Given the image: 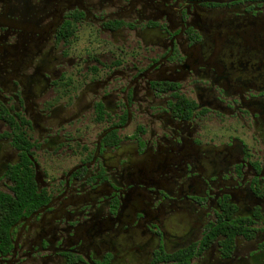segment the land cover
<instances>
[{
	"label": "flooded vegetation",
	"instance_id": "obj_1",
	"mask_svg": "<svg viewBox=\"0 0 264 264\" xmlns=\"http://www.w3.org/2000/svg\"><path fill=\"white\" fill-rule=\"evenodd\" d=\"M0 264H264V0H0Z\"/></svg>",
	"mask_w": 264,
	"mask_h": 264
}]
</instances>
